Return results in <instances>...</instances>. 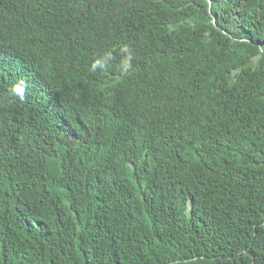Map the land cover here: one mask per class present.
<instances>
[{"label":"trees","instance_id":"16d2710c","mask_svg":"<svg viewBox=\"0 0 264 264\" xmlns=\"http://www.w3.org/2000/svg\"><path fill=\"white\" fill-rule=\"evenodd\" d=\"M0 264H264V0H0Z\"/></svg>","mask_w":264,"mask_h":264},{"label":"clouds","instance_id":"9594fccd","mask_svg":"<svg viewBox=\"0 0 264 264\" xmlns=\"http://www.w3.org/2000/svg\"><path fill=\"white\" fill-rule=\"evenodd\" d=\"M14 91H16L17 93H19V92L22 91V89L19 86H17L16 88H14Z\"/></svg>","mask_w":264,"mask_h":264}]
</instances>
